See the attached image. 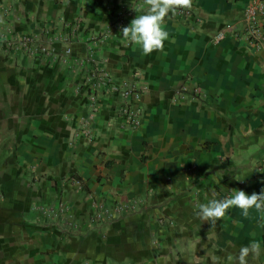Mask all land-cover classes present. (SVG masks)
Segmentation results:
<instances>
[{"label":"crops","instance_id":"obj_1","mask_svg":"<svg viewBox=\"0 0 264 264\" xmlns=\"http://www.w3.org/2000/svg\"><path fill=\"white\" fill-rule=\"evenodd\" d=\"M250 2L176 8L145 55L120 33L144 0H0V264H236L253 241L264 264V211L196 215L264 188Z\"/></svg>","mask_w":264,"mask_h":264},{"label":"clouds","instance_id":"obj_2","mask_svg":"<svg viewBox=\"0 0 264 264\" xmlns=\"http://www.w3.org/2000/svg\"><path fill=\"white\" fill-rule=\"evenodd\" d=\"M147 10L136 15L127 26L120 27V33L130 43L139 45L145 55L164 48V42L168 39V33L162 27L165 17L176 8H190L192 0H144ZM264 183V180L261 181ZM237 207L245 216L249 210L255 208L264 211V188L260 192L246 193L244 190L233 188L232 194L223 199H210L207 203H201L196 213L201 220L214 225L224 217L227 210ZM261 245L253 241L249 246L241 247L236 264H247V257L251 254L259 256ZM230 261L232 257L228 258Z\"/></svg>","mask_w":264,"mask_h":264},{"label":"built area","instance_id":"obj_3","mask_svg":"<svg viewBox=\"0 0 264 264\" xmlns=\"http://www.w3.org/2000/svg\"><path fill=\"white\" fill-rule=\"evenodd\" d=\"M184 11L183 8H179ZM245 18V33L247 41L256 47L264 45V0H251L249 5L244 10ZM217 38L223 37V31H218ZM106 83L110 78L106 76ZM123 84V86H122ZM112 90H120L124 103L121 105V110L125 116L134 120L136 111L130 106L129 100H136L138 96V90L133 84H127L125 81L120 83H112ZM108 215H111L108 213Z\"/></svg>","mask_w":264,"mask_h":264}]
</instances>
